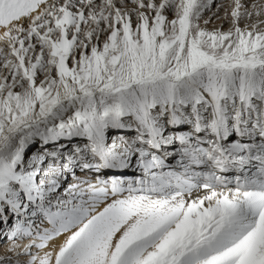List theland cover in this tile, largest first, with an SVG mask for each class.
<instances>
[{
    "label": "snow or ice",
    "instance_id": "1",
    "mask_svg": "<svg viewBox=\"0 0 264 264\" xmlns=\"http://www.w3.org/2000/svg\"><path fill=\"white\" fill-rule=\"evenodd\" d=\"M0 264H264V0H0Z\"/></svg>",
    "mask_w": 264,
    "mask_h": 264
}]
</instances>
